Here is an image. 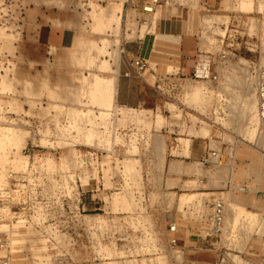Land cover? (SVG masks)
Wrapping results in <instances>:
<instances>
[{"label":"rangeland","instance_id":"1","mask_svg":"<svg viewBox=\"0 0 264 264\" xmlns=\"http://www.w3.org/2000/svg\"><path fill=\"white\" fill-rule=\"evenodd\" d=\"M239 1L208 0L209 10H202L199 0H168L144 15L142 23L123 0H0V127H21L0 150V183L9 168H23L28 153L23 148L31 139L39 146L32 151L35 163L61 174L64 190H73L69 178L89 181L95 208L79 219L77 229L53 235V245L46 248L41 245L46 236L0 205V222L11 230L9 264H50L55 253H64L72 264H198L194 258L211 259L210 250L188 243L189 226L204 218L211 191L227 180L264 190V133L257 139L249 134L243 112L247 98L256 109L253 80L264 66V0H249L245 6ZM112 5L121 8L118 26L94 19V13ZM206 14L218 16L201 21ZM169 17L181 24L189 46L207 56L208 77L181 68L182 50L173 37L170 46L159 41L158 24ZM62 28L72 30L70 44L46 43ZM150 34L155 43L148 68L142 77L126 80V44ZM96 78L116 83L117 101L91 93ZM142 82L150 87L138 94ZM120 86L129 104L120 101ZM195 87H204L206 97L195 99ZM136 94L145 101L132 104ZM128 107L134 113L122 116ZM83 109L91 112L81 115ZM87 147L99 151L88 171L75 161L78 149ZM213 149L222 152L223 165L201 164L202 154ZM14 153L24 155L23 162ZM204 190L210 193L200 195ZM126 193L131 206L113 200ZM231 200L245 208L232 224ZM222 237L234 261L256 264L264 257V203L255 201L253 193L228 192Z\"/></svg>","mask_w":264,"mask_h":264},{"label":"built area","instance_id":"2","mask_svg":"<svg viewBox=\"0 0 264 264\" xmlns=\"http://www.w3.org/2000/svg\"><path fill=\"white\" fill-rule=\"evenodd\" d=\"M167 1L123 0V4L139 13L138 22L146 23L147 19L144 15L154 13L157 6ZM199 8L209 10L210 3L208 0H199ZM221 57H225V53H222ZM146 68V58L135 56L129 59L128 69L123 72V76L142 77ZM209 74L210 72H208L207 76L205 74L198 76L197 71L193 72L196 77H208ZM215 77L213 75V78ZM253 92L257 116L264 121V66L256 70L253 80ZM30 130L35 134L34 129ZM38 147L33 140L28 139L23 148L25 152H28L26 153L27 161L23 164V168L19 170L9 168L6 171L5 182L0 183V205L9 210L12 218L20 217L24 219L26 223L32 225L35 233L46 236L47 241L44 245H41L49 248L53 245V235L65 233L66 230L73 227L77 229L79 219L87 216V212L95 208H91L94 200L91 196H88L89 190L87 187L90 184L89 181L82 184L79 178H74V180L69 178L70 184L68 186L73 188V190H64L63 182L60 179L61 174L51 173L47 170L45 164L35 163L32 151ZM98 154L99 151L92 147H87L83 150L78 149L75 161H81V164L88 171L87 168L91 167V162L98 160ZM199 160L203 165L221 166L224 158L221 151L213 149L203 153ZM75 173L77 174V172ZM231 191L246 192L250 191V187L246 184L235 185L231 180H227L222 188L211 191L213 194L208 201V211L204 218L198 222L200 234L206 239L208 247L217 251V256L210 264H239L230 256L228 239L224 240L222 237V233L226 228V194ZM10 232L9 228H0V251H8L7 254L0 255V264L10 263ZM171 242L175 243V239L171 238ZM50 264L72 263L64 253H55L50 258ZM256 264H264V257Z\"/></svg>","mask_w":264,"mask_h":264},{"label":"crops","instance_id":"3","mask_svg":"<svg viewBox=\"0 0 264 264\" xmlns=\"http://www.w3.org/2000/svg\"><path fill=\"white\" fill-rule=\"evenodd\" d=\"M164 23V24H163ZM157 33L159 37V41L162 42L163 45L170 46V37H173L174 40L171 42H177L180 44V48L182 50V57H181V68L190 72H195L200 70L201 66V61L204 60V63L207 62L206 60V55L201 54V51L193 50L189 46V40L186 35V33L183 30V27L181 24H178L177 21L175 20H170V17L168 20H165V22H159L158 27H157ZM74 38V34L71 29L69 28H62L61 30H57L54 32V34H51L48 39H46V43L52 42L56 46L60 47H65L67 44H70ZM38 41H43L39 40ZM44 43V42H43ZM132 43V42H130ZM155 43V37L151 36H145L142 39L135 40L133 44H126V62H122L123 64V72L128 69V61L129 59L135 57V56H142L144 58L149 59L150 56H152V51ZM200 52V53H198ZM165 61H170V57L164 58ZM121 67V65H120ZM147 68H148V62H147ZM146 68V69H147ZM209 70L205 72V74H208ZM167 73V72H166ZM162 73H156L157 76H160ZM167 75V74H166ZM170 76V74H169ZM126 80H131V78H136L135 76H129L125 77ZM160 78H156L155 83H158ZM146 87H150V84H147L146 82L140 83V87H138V94L139 91L142 89H146ZM122 86L119 87V99L121 102L128 103L126 99L123 97L122 94ZM138 94H136L134 98V102L132 104H141L145 101L144 97H138ZM248 185V184H246ZM250 187V191H246L245 193L247 194H254L255 196V201H260L261 203H264V190L259 188V185H248ZM263 196V197H261ZM249 206V205H248ZM189 231L191 234L188 235V243L192 246H195L194 248L197 250H210L213 254L211 259L207 262V260L198 259L194 258L195 261L198 262V264L202 263H210L215 259L217 256V251L215 249H212L208 247L206 239L203 238V236L200 234L199 227H198V222L195 226H189ZM189 232V233H190ZM185 240V238H184ZM185 243V242H184Z\"/></svg>","mask_w":264,"mask_h":264},{"label":"bare ground","instance_id":"4","mask_svg":"<svg viewBox=\"0 0 264 264\" xmlns=\"http://www.w3.org/2000/svg\"><path fill=\"white\" fill-rule=\"evenodd\" d=\"M248 2H250L249 0H240L239 1V3L241 4V5H243V6H245L246 4H248ZM95 9V11H96V8H94ZM121 8H120V5H112V6H110L109 8H102V9H100L98 12H96V13H94L93 14V17H94V19H96V20H98V19H102L101 21H103L102 23H108V22H113V23H116V26H118L119 25V18H120V15H119V12L121 11L120 10ZM94 11V12H95ZM91 13H92V11H91ZM217 16L218 15H215L214 17H213V15H210V14H206V15H204V17L202 18V20L201 21H203V22H209V21H211V20H213V19H216L217 18ZM113 25V24H112ZM118 28V27H117ZM3 32V31H2ZM78 42V41H77ZM90 45V44H89ZM99 45V44H98ZM98 45H96V46H98ZM91 47H93V46H91ZM201 66H200V70H198L197 69V74H198V76H201V75H203V74H205V71H206V69H207V64L206 63H204V60L203 61H201ZM98 78H96L95 79V81L97 80ZM5 80V79H4ZM99 80H102V78L100 79V77H99ZM94 81V80H93ZM106 81H108V80H106ZM105 82V81H104ZM109 84L108 83H101V81H96L95 83H93L94 85H92L93 87H91V93L92 94H94V95H97V96H99L101 99H104V101L105 100H107L106 102H113V101H115L116 100V95H117V87H116V83L114 82H111V80H109ZM3 83H5V82H3ZM2 87V86H1ZM192 96L193 97H195V99L197 98V99H202V98H204V97H206V94L205 93H207V91H205L204 90V87H195V88H193V90H192ZM91 94V95H92ZM89 95V94H88ZM94 98V97H93ZM100 98H98L99 100H100ZM117 101V100H116ZM255 102V101H254ZM110 105V104H109ZM112 106H113V104H112ZM111 107V106H110ZM119 107V105H117L116 106V108H115V110H117V108ZM203 107V106H202ZM255 106H254V104L252 103V100H250V98H247V102H246V104H245V107H244V110H243V112H245V114L247 115V117H246V119H248V124H249V127L247 128L248 129V133L249 134H254L255 136H256V139L258 138V136H259V138L260 137H262L263 135V133H264V128H263V125H262V122H264V121H262L259 117H257L256 116V109L254 108ZM112 110L111 108H105L104 110ZM120 108H118V110H119ZM88 110V109H87ZM87 110L86 109H83V110H81V115H85L86 116V114L88 113L89 114V111L87 112ZM103 110V111H104ZM125 110H127V111H125ZM128 110H130V111H128ZM102 111V112H103ZM91 112V111H90ZM104 112H106V111H104ZM127 113H129V114H133L134 113V108H132V107H128V108H126V109H124V115H122V116H125V114L127 115ZM87 114V115H88ZM78 119V118H77ZM77 119H76V121H77ZM21 131V127H18V126H11V125H2L1 127H0V150H2V149H5V147L7 146L8 147V143H10V141L11 142H13L14 141V139H16V135L19 133ZM89 131H87V133H88ZM89 134H92L91 132L90 133H88V135L87 136H90ZM20 140V139H19ZM21 141V140H20ZM17 142V141H16ZM13 145H16V143L14 144V143H12ZM262 144H263V146H264V141L262 142ZM14 147V146H13ZM17 147V146H16ZM16 147H14V148H16ZM2 148V149H1ZM18 148V147H17ZM10 149V148H9ZM10 150H12V149H10ZM14 151V150H13ZM16 151V150H15ZM14 151V152H15ZM2 152H3V150H2ZM19 152V151H18ZM17 152V153H18ZM15 154V156H14V159H16V161L18 162V163H20V162H23V159H24V155H22V154H20L19 156L20 157H18V156H16V153H14ZM129 166H132V165H130L129 164ZM127 171H129V173H131L132 172V170H130V167L129 168H127L126 169ZM128 173V172H127ZM135 190V189H134ZM133 192V191H132ZM134 192H136V191H134ZM200 193V195H203V194H206V193H210V191L208 192V191H206V190H204V191H201V192H199ZM130 197H128V194L126 193V194H123V195H115L114 197H113V200L114 201H116L117 199H121V200H123L124 201V204H125V207H128V206H131V200L129 199ZM197 200H199V198L197 199ZM193 201H195V200H193ZM239 205L236 203V202H234V201H230V204H229V209H230V211H231V215L233 216L232 218H231V223L230 224H232L233 223V221H234V219L236 218V214L237 215H239V214H242V213H244L245 212V208L243 207V206H239ZM238 211V212H237ZM242 212V213H239V212ZM235 212V217H234V215L232 214V213H234ZM248 212V211H247ZM248 213H250V212H248ZM95 216V217H94ZM100 215H98V214H93V218H100V220L102 221V222H104L105 221V219L104 218H102V217H99ZM7 225H6V222H4V221H1L0 222V228L1 229H5V227H6ZM22 225H12V229H14V228H18V227H21ZM10 247V246H9Z\"/></svg>","mask_w":264,"mask_h":264}]
</instances>
